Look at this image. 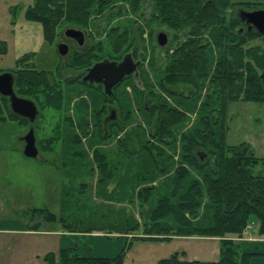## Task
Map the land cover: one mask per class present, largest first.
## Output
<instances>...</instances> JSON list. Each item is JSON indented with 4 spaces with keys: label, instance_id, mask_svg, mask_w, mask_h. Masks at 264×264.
Returning <instances> with one entry per match:
<instances>
[{
    "label": "rangeland",
    "instance_id": "obj_1",
    "mask_svg": "<svg viewBox=\"0 0 264 264\" xmlns=\"http://www.w3.org/2000/svg\"><path fill=\"white\" fill-rule=\"evenodd\" d=\"M112 4L113 7L107 8V19L103 15L106 11L102 15L94 11L89 17V25L74 23L76 19L71 20L65 15L55 31L54 48L44 42L35 56L23 65L26 69L39 66L51 70L54 76L48 75L49 80L35 87L33 94L29 95V98L39 102L41 110L35 124L40 150L38 159L23 154L20 137L24 135L25 128H19L15 121L0 123V220H18L25 224L27 230L35 231L32 234H0V243L5 246L8 242L9 253L19 256L11 257L9 262L0 260V264H36L33 252L58 253L63 243L50 233L65 234L76 244L83 243L85 250L101 257L122 255L124 264H157L158 260L171 257L178 250H195L197 244L194 241L181 239L191 237L170 233L168 237L175 239L170 241L164 234L157 235L158 226L175 229L177 224L172 217L156 220L153 216L159 197L166 193L167 184L171 183L177 162L181 160L182 138L186 135L193 137L204 118L210 119L206 118L209 113L217 115L216 119L218 117L216 125L211 120L216 141L220 143L219 138L222 137L226 147H247L260 160L255 172L264 171V103L231 102L227 103L225 110H222V102L208 106L212 101L208 96H212L214 91L209 81L205 82V87L198 89L193 84L177 82L167 86L178 95L165 93L160 83L167 78L165 71L173 60V51L188 38V29L179 31V26L168 25L163 18L156 16L154 9L151 15L150 0H143L137 7H133L128 0H115ZM35 5L33 0H0V42L5 41L8 46L6 54L0 52V73L12 72L16 68L15 60L19 53L14 41L19 31H28L25 25L40 28L42 32L39 22L26 18L27 10ZM22 26L24 30H20ZM70 28L87 34L88 61L87 64L71 67L68 64L70 60L65 58L58 71L60 61L56 44L61 42L60 35ZM162 31L170 38L165 48L157 42V35ZM122 33L126 35L120 45ZM37 36V33L34 34V37ZM121 48L131 50L135 60L143 62L139 70L142 87H138L137 78L127 77L115 89L110 103L111 98L102 86L85 84L82 76L96 62L122 59L125 51L121 53ZM243 48L246 57L251 58L255 54L259 58L264 44L260 39L246 38ZM261 69H256L258 74L262 73ZM20 76L34 77L35 74L23 73ZM153 89L155 95L149 93ZM195 89L196 94H192L190 90ZM57 90L61 91L62 98L54 106L48 98ZM146 94L155 99L154 105L161 102L160 95L167 99L171 107L187 115L171 128L172 135L169 132L162 138V143H157V138L151 135L152 130L157 131V125L155 116L152 117V112L145 108ZM2 101L3 98H0V119L3 116ZM110 104L120 111L121 126L111 124L109 137L106 138L103 135V119L108 115ZM226 126L228 135L224 131ZM145 145L163 148L165 152L158 158L159 166L154 165L149 154L145 153ZM98 153L109 158L110 169L114 171L113 178L105 183L99 182L101 166L98 163L102 159L98 158ZM186 167L189 173L201 180L195 166L186 164ZM147 193L149 200L145 203L143 198ZM35 209H44L57 217L49 219L51 217H47L46 213H37ZM37 225L38 231L33 228ZM133 228L136 230L128 231ZM261 234L264 235L263 232ZM243 237L234 235L228 238L238 244ZM4 249L8 252L7 248ZM85 250L82 252L85 253Z\"/></svg>",
    "mask_w": 264,
    "mask_h": 264
},
{
    "label": "trees",
    "instance_id": "obj_2",
    "mask_svg": "<svg viewBox=\"0 0 264 264\" xmlns=\"http://www.w3.org/2000/svg\"><path fill=\"white\" fill-rule=\"evenodd\" d=\"M114 1L36 0L35 7L27 10L26 18L42 25L45 40L52 45L57 38L55 32L57 26L65 15L71 20L76 19L74 23L89 25V17L94 11L100 15L106 11L103 15L107 19L109 16L107 8L113 7ZM128 1L133 7H137L143 0ZM211 1L150 0L151 15L154 9L156 16L163 18L168 25L179 26V31L185 28L189 31L188 38L173 51L171 56L173 60L165 71L167 78L160 83V88H163L165 93L178 95L167 85L180 82L193 84L198 89L205 87V82L209 81L214 91L212 96H208L212 100L208 106L214 102H222V110H225L227 103L231 102L264 103V79L261 78L264 63L260 55L259 58L255 54L251 58L246 57L243 48L246 36L240 35L237 31H218L222 20L217 16L216 9L218 4L226 3L227 0H214L215 3ZM125 35L122 33L119 38L120 45L123 44ZM4 49L5 45L1 46L0 52H4ZM121 49L123 53L124 49ZM124 51L123 54H126L130 50ZM88 57V50L82 54L77 53L68 64L71 67L87 64ZM30 58V56H24L18 64H27ZM258 67L262 68L261 74H258L256 70L259 69ZM60 69L61 66L58 71ZM14 72L17 92L28 98L30 94H33L32 90L35 87L41 86L46 79L49 80L48 75L54 76L51 71L39 67L26 69L25 66H21ZM23 73H33L35 76L21 77ZM50 86L52 87L51 84ZM196 89L190 92L196 94ZM149 93L155 95L156 91L153 89ZM150 94H146L145 108L152 112V117L155 116L154 121L157 125V131L152 130L151 135L157 138V143H162L165 135L172 132L171 128L181 123L187 115L171 107L167 99L160 95L158 98L161 97V102L154 105L153 100L155 99L152 100ZM61 98L62 93L57 90L53 91L48 99L55 106ZM149 99L152 102L151 106ZM37 104L39 105L38 101ZM215 110L217 111V108ZM216 116H211V113L207 114L206 118L210 117V119L205 120L204 118L200 128L195 129L193 137L186 135L182 138L181 160L177 162L175 176L170 180L171 183L167 184L166 193L159 197L158 208L153 218L161 220L172 217L174 219L177 224L175 229L158 226L156 230L157 235L164 234L168 239L173 237H168L170 233L186 237H220L221 259L218 262L189 261L182 259L178 254L162 259L158 264H254L252 261L254 255L243 254L236 241L228 237L234 235L242 237L253 216L261 222V232L264 233V171L255 172L256 167L260 166V160L252 151L249 152L247 147L241 145L226 147L222 143V137L219 138L220 143L216 141L217 136L211 125V120L216 125L218 119ZM109 127L110 125L105 126L103 123V135L106 138L109 137ZM224 131L228 133L227 126ZM164 143L170 144L166 141ZM155 146L153 145L152 148L150 145H145L143 149L149 154L153 164L159 166L158 158H161L165 151H162L163 148L159 145ZM98 154V158L102 159L101 163H98L101 166L99 182L105 183L113 178L114 171L110 169L109 158L104 154ZM186 164L197 168L201 180L195 178L192 172L189 173ZM161 171L164 172L162 168ZM141 179L146 181L145 178ZM139 197L143 198L140 194ZM148 200L149 193L143 198L145 203ZM34 211L47 212L44 209ZM46 216L51 217L49 219L57 217L56 214L50 212L46 213ZM33 228L39 230L38 225ZM135 230L133 228L128 231ZM146 232L149 234V231ZM152 239L159 240L160 238ZM71 262L74 264H124L122 255L116 258L95 257L94 255L83 257L76 249H65L57 255L51 253L47 259L48 264H69Z\"/></svg>",
    "mask_w": 264,
    "mask_h": 264
},
{
    "label": "crops",
    "instance_id": "obj_3",
    "mask_svg": "<svg viewBox=\"0 0 264 264\" xmlns=\"http://www.w3.org/2000/svg\"><path fill=\"white\" fill-rule=\"evenodd\" d=\"M19 26H17V27L19 28ZM25 26H26L28 31H19V33L17 34L16 40L14 41L15 48H16L17 52L19 53L17 55L16 60H15V67L16 68H14V71H17L21 66H23L22 64H18V62L24 56H30L31 58H33V56H35V54L38 52L40 45L43 44L44 42L47 43V41L45 40L43 27H42V32H41L40 28L30 26V25H25ZM23 28H24L23 26L20 27V30H24ZM36 33L38 35L37 38L34 37V34H36ZM40 35H41V37H40ZM47 44L51 48H54L53 45H51L49 43H47ZM3 45H5V49H4V52H1V54L2 53L6 54L8 51V46H7L5 41L0 42V47ZM56 52L58 53V51H56ZM58 55L59 54H57V56ZM60 60L61 59L59 58V61ZM61 62H63V61H60V65H59L58 69L61 66ZM33 64L35 66H37L35 63H33ZM37 67H39V66H37ZM41 69H43V68L41 67ZM43 70H45V69H43ZM46 71H51V70H46ZM0 123H5L4 119L2 121H0ZM23 154H24V152H23ZM0 225H1L0 226V234H6V233L9 234V233H18V232L32 234L35 232V231H29L26 228H24L25 224L19 222L18 220L16 222L1 221L0 220ZM50 234H54L56 236V238H60L62 241L61 243H63L62 246L60 247V250L58 251V253H60L62 250H65V249H79L78 252H80L81 256H83V257H87L90 255H94L95 257H101L98 255H95L91 251L85 250V248L83 247V243L81 245H79V243L76 244L74 239H71L70 237L65 236V234H57V233H50ZM243 236H244L243 239H241V241L239 240V243L237 244L239 246L241 252L243 254L245 253V254L254 255V257L252 259L254 264H264V235L261 234V222L256 217H254V216L251 217V219L249 221V225L246 228ZM181 239H184V241H187V242H190V240L194 241L197 244V248L195 250L192 249V251H191V249L187 250V248L185 250H182V251L178 250L175 253H173L172 256L180 254L182 259H187L189 261L200 260V261H204V262H218L221 259V241H219L221 239L216 238V237H200V238L199 237H194V238L191 237V238H187V239H185V238H181ZM171 240H175V239H170V241ZM199 240H201V241H199ZM181 241H183V240H181ZM213 241L215 242V244H210ZM2 243L3 242L0 243V251L6 252V250L4 248H7L8 252H6V254L0 253V260H7V262H9V260H11V257L15 258L14 256H16L17 253H13V252H12L13 254L9 253L10 252L9 251V247H10L9 243L7 242L6 244H4L5 246H3ZM83 249L87 253L82 252ZM51 253H54V252H47L45 254H41L40 251L33 252V257L35 259L36 264H42V260L44 261V264H48L47 259ZM58 253H54V254L57 255ZM20 256H22V255H20ZM16 257L19 258V256H16ZM116 257H118V256L105 257V258H116ZM163 259H166V258H163ZM160 260H162V259H160ZM160 260H158V262ZM158 262H157V264H158Z\"/></svg>",
    "mask_w": 264,
    "mask_h": 264
},
{
    "label": "flooded vegetation",
    "instance_id": "obj_4",
    "mask_svg": "<svg viewBox=\"0 0 264 264\" xmlns=\"http://www.w3.org/2000/svg\"><path fill=\"white\" fill-rule=\"evenodd\" d=\"M33 1L35 2L36 0H33ZM212 1H214V0H212ZM213 3H215V1ZM216 14L222 20V22L220 23L221 27L218 29V31H237L240 35L246 36V38H248V39H250V38L252 40L253 39L259 40L260 39V42H262L264 44V32H261V31H264V0H227L226 3L218 4L217 9H216ZM65 32L62 35H60L61 42H59L60 41L59 40L58 41L59 43L56 44V47H57V45H59L61 43H66L69 46V54L66 57H61L59 55V58L61 59L60 61H63L65 58H66V60L69 61L71 58L76 56L77 53L82 54L87 50L86 45H85L86 41H87V34L84 31L83 32L85 34L86 39H85V43L83 45H80L75 39L65 36ZM129 54L132 55V57L136 63H139L138 75L140 76L139 70H140V67L142 66L143 62L141 60H135L134 53L131 52V50L129 52H127L122 59L117 60V61L118 62L123 61L125 56H127ZM259 55H260L261 61H263V63H264V51L259 53ZM87 69L82 76V82H83L84 76L87 74ZM11 73L14 75V79H15L14 87H15V85H16V74L14 71H12ZM131 76L135 77V75H130L127 77H131ZM139 81H138L137 85H138V87H142V82L140 79H139ZM122 82L118 86H120L122 84ZM85 84H89V83H85ZM89 85H91V86L100 85L103 87V85H101V84H89ZM118 86H116L114 88V95H115V89ZM15 92L19 97L28 98V97L21 96L17 92L16 87H15ZM114 95L112 97H114ZM112 97H110L111 98L110 103H112ZM0 98H3V101H2V103H3L2 104L3 105V116L2 117H3L4 121L5 122L15 121L18 124L19 128L23 127L26 129L24 135H22L20 137L22 147H23V152H24L25 146L27 144L26 139H25L26 136L29 134V132L31 130H34L35 136H36L35 124L37 123V121L39 120V118L41 116L40 107L37 104V102L34 100V102L36 103V105L38 106V108L40 110V114L34 121H31L29 118H26V117H23V116H20V115L13 113V111L10 107V101H9L8 97L0 96ZM29 99H31V98H29ZM119 113H120V111L118 112V110L115 108V106L110 104L108 107V115H106V117L103 119L104 125L105 126H109L111 124L120 125L121 120L119 117ZM36 145L38 148L39 147V141L37 140V137H36ZM38 150H39V148H38ZM39 157H40V150H39Z\"/></svg>",
    "mask_w": 264,
    "mask_h": 264
},
{
    "label": "water",
    "instance_id": "obj_5",
    "mask_svg": "<svg viewBox=\"0 0 264 264\" xmlns=\"http://www.w3.org/2000/svg\"><path fill=\"white\" fill-rule=\"evenodd\" d=\"M65 36L75 39L80 45H83L86 39L84 32L75 28L67 29ZM169 40V35L164 31L157 35L158 45L162 48L168 46ZM56 48L61 57L68 56L69 46L66 43H61ZM138 66L139 63L134 61L131 54L125 56L121 62L106 59L88 68L83 82L103 85L105 94L112 97L114 95V88L127 76L135 75L139 81ZM261 78L264 79V72ZM14 84L15 79L11 72L0 73V96L9 98L13 113L34 121L40 114L38 106L32 99L19 97L15 92ZM25 139L27 144L24 149V155L28 158L37 159L39 157V150L36 145L34 130H31Z\"/></svg>",
    "mask_w": 264,
    "mask_h": 264
}]
</instances>
